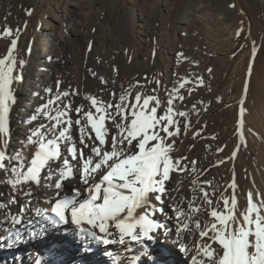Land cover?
<instances>
[{
  "label": "bare ground",
  "instance_id": "1",
  "mask_svg": "<svg viewBox=\"0 0 264 264\" xmlns=\"http://www.w3.org/2000/svg\"><path fill=\"white\" fill-rule=\"evenodd\" d=\"M85 1H88V4H85ZM28 5L30 7L26 8ZM28 10H31L30 15L26 14ZM242 17L244 16L239 11L232 10L226 14H210L201 4L188 2L171 24V31L183 40L188 35L195 50H201L202 63L207 54L217 55L216 59L214 58L216 61L223 55V46L233 44L240 29L238 21ZM115 23L120 24V29ZM34 24L35 37L30 39ZM145 24L143 15L138 16L136 9L122 6L114 0H0V33L6 27L11 28L14 33L9 37L0 35V59L8 54L11 40L17 39L13 52L16 57L13 76L22 75V79L14 81L12 85L15 103L10 109L11 136L8 152L15 154L19 151L26 159L31 158L35 148L25 150L27 137L32 129L44 122L42 118L33 120L32 117L36 114L37 107L44 103L48 96L45 89H52V94L56 93L57 81L61 82V90L78 91L79 95L70 97L73 106L82 104L86 110L90 107L85 99L86 95L96 96L106 103L118 101L119 94L125 89H130L132 95L129 99L132 101L136 92L144 96H148L149 92L153 96L160 95L161 86L156 76H153L157 72L158 64L139 50L140 36ZM253 27L251 30L255 31ZM259 32L264 33V22L259 24ZM163 51L168 53V60L164 61L165 70L160 80L164 88L159 96L161 105L158 114L161 115L167 109L169 91L177 78L174 73L177 60L172 59L173 48L166 45ZM249 59L251 60V57ZM20 60L25 62L22 67ZM247 63L249 64L248 61ZM195 64L198 66V63ZM238 66L240 68V65ZM261 68L264 71V64ZM247 75L248 73L242 75L243 82ZM101 78L107 83H102ZM245 85L239 89L241 95L246 93ZM191 104L192 100L188 99L187 107L184 104H177L175 107L177 112L183 111L187 115L174 117L180 122V131L175 137L168 138L173 147L170 155L173 160H181V167L185 170L170 173V179L166 182L167 192L162 202H156L154 197L152 198V203L157 209L154 218L162 224L161 228L150 234L155 236V239L145 240L143 245L135 242L130 244L128 238L124 245H105L77 233L76 227L70 223V215L69 223L55 226L39 220L35 210L46 209L50 214L51 204L57 199L55 179L51 181V187L42 179L39 186L36 182H31L24 184L22 190H18L20 186L14 188L9 183L14 177L0 170V264H37V261H40V264H147L143 262V258L150 252L152 241L159 244L155 246V252L162 259L166 257L172 264L181 255L182 259L193 264L191 256H199L195 244L196 241H201L202 235L197 229L193 231L183 227L189 223L187 213L185 214L186 206L189 202L196 204L197 207L192 211L193 216L203 215L202 201L204 191L208 190L205 180L211 172V167L204 161L199 163V166L193 163L203 154L200 150L203 129L199 128L200 126H190L193 121L188 106ZM175 108L173 107L174 112ZM71 115L73 119L76 118L74 112ZM185 123H188L189 127L185 128ZM111 131L115 132V129L112 128ZM73 136L79 146L75 128ZM108 139L109 144L106 147L110 149L111 137ZM84 151L86 155L89 154V149ZM65 158L69 159L70 165L78 167L77 162L72 161L67 154L66 148H63L62 157L58 163L53 164V168L62 169ZM58 176L59 173L57 178ZM184 181L194 182L195 185L192 189L186 188ZM83 187L77 173L75 177L63 182L59 190L61 198L70 195L73 188L83 190ZM13 198L16 202H12ZM22 206L30 210L22 212ZM177 209L181 211V217H177ZM15 219H21V223L16 224ZM110 231L115 232L114 227H111ZM115 239L118 241V234ZM180 245H184L186 250L181 251ZM169 261H164V264Z\"/></svg>",
  "mask_w": 264,
  "mask_h": 264
},
{
  "label": "snow or ice",
  "instance_id": "2",
  "mask_svg": "<svg viewBox=\"0 0 264 264\" xmlns=\"http://www.w3.org/2000/svg\"><path fill=\"white\" fill-rule=\"evenodd\" d=\"M26 14L30 15L31 10ZM16 31L18 33L19 29ZM13 34V30L7 27L0 33L3 37ZM16 46L17 39H12L8 54L0 59V170L14 177L9 183L14 188L20 186L18 190H22L26 183L36 182L39 186L42 179L51 187V181L55 179L57 199L51 204L50 214L46 209L35 210L39 220L53 226L69 223L70 215V223L76 227L77 233L105 245H124L126 238L130 244L135 242L143 245L145 240L155 239L150 234L161 228L162 224L154 218L157 209L152 198L162 202L170 173L185 170L181 167V160L172 159L170 154L173 147L168 138L175 137L180 131V122L174 117H186L187 114L183 111L174 112L172 99L168 100L166 111L162 115L158 114L161 102L157 97L136 92L132 101L129 99L132 95L130 89L122 91L115 102L106 103L96 96L86 95L90 107L87 110L82 104L74 107L70 97L79 95V92L61 90V82L57 81L56 93L52 94V89L46 88L48 96L32 117L33 120L39 117L44 121L32 129L27 137L25 150L34 147L33 155L26 159L19 151L11 154L8 152L10 109L15 103L12 85L14 81L22 79V75L13 76L16 67L13 52ZM91 47L90 42L89 51ZM19 63L22 67L25 62L20 60ZM93 75L96 74L93 72ZM101 81L107 83L103 78ZM185 83L181 81L179 88H183ZM173 92L176 98L183 100L178 88H174ZM73 112L76 114L75 119L71 115ZM184 126L187 128L189 124L185 123ZM74 128L79 137V146L73 136ZM112 128L115 132L111 131ZM109 136L110 149L106 147ZM63 148H66L67 154L72 161L77 162L78 167L70 165L69 159L65 158L62 169L53 168V164L62 157ZM84 149H89V154L86 155ZM77 173L83 190L73 188L70 195L61 198L59 190L63 182ZM205 199H208L207 195ZM12 202H16L14 198ZM224 203L227 209V199ZM235 204L233 198V207ZM29 210L22 206V212ZM253 211H256L254 220L250 216ZM248 213L244 215L247 227L240 225L233 229L227 221H234L235 217L211 211V216L219 222L220 227L213 224L209 230L214 232L222 255L219 251L210 250L208 245H201L207 264H264V218L254 206L251 194ZM176 215L181 217L179 209ZM15 223L20 224L21 219H15ZM111 227H114L115 232L110 231ZM117 234L118 241L115 239ZM250 236L257 240V256L254 260L249 256L252 245ZM180 249L186 250L184 245H180ZM191 259L193 264H205L198 255H192Z\"/></svg>",
  "mask_w": 264,
  "mask_h": 264
},
{
  "label": "rangeland",
  "instance_id": "3",
  "mask_svg": "<svg viewBox=\"0 0 264 264\" xmlns=\"http://www.w3.org/2000/svg\"><path fill=\"white\" fill-rule=\"evenodd\" d=\"M114 1L122 6L136 9L137 15L142 14L146 21L140 36L139 50L141 53L144 52V55L147 54V58H152L158 64L157 72L155 71L157 75L153 74V76H156L155 78L161 86L160 95L164 90L160 82L165 70L164 61L168 60V53H164L163 49L166 45L171 49L173 48L174 57L172 59L177 60L176 67L174 66V73L177 78L175 77L174 85L169 91V95L171 94L169 99L173 100L172 107L174 108L177 104L186 106L187 100H192L193 104L188 106V110L194 124L191 123L190 126H200L199 128L203 129L205 136L203 134L201 136L200 150L204 156L201 154V157L196 159L194 164L199 166V163L207 162L210 164V171L212 172L208 174L209 176L205 180L208 190L204 191L202 201L205 210L202 211L204 216H193L192 211L197 206L190 204V202L186 206L185 214L187 213L189 221L187 229L190 228L193 231L197 229L200 233L203 231L206 233L202 235L201 241H196L195 245L197 249H200L199 256L207 263V257L203 256L201 245H208L210 250L219 251L222 255L221 246L214 239V232L209 231L213 224L220 227L219 222L211 216V211L216 210L224 215L235 217L234 221H227L230 228L235 229L240 225L247 227L244 215H249V194H251L254 206L259 210L260 216L264 218V71L261 68L264 64V33L259 32L260 36L258 33L259 24L264 22V0ZM188 2L201 4L204 10L210 14H226L232 10L239 11L245 17L239 19V32L236 34L233 44L223 46L222 54L225 56L220 55L219 60L214 61L217 55L207 54L204 63H202V55H200L202 52L198 48L195 50V46H192L188 35L183 40L171 31V24ZM85 4H88V1H85ZM29 7V5L26 6V8ZM245 20L247 26L244 25ZM115 26L120 29V24L115 23ZM252 26H254L255 31L251 30ZM35 28L34 24L29 35L30 39L35 37ZM248 56L251 57V60ZM195 63L202 67L196 66ZM222 65L225 66L222 67ZM240 71L241 75L239 74ZM229 72L230 74H228ZM247 73V79H244L243 82L241 77ZM181 81L187 82L183 88H179ZM244 84H246L247 90L245 94L241 95L239 89ZM174 88H178L179 96H182L183 100L176 98V93L173 92ZM148 94L153 96L151 92ZM160 95H155V97L159 99ZM168 100L166 101L167 107L169 106ZM175 110L178 111L176 108ZM194 185V182L184 181L186 188L192 189ZM205 195H207V200ZM233 198L236 201L235 207L232 205ZM225 199L228 201L227 209L224 203ZM250 216L254 220L256 211H253ZM252 230H255L254 224ZM249 239L252 241L249 256L254 260L257 256V240L254 236H250ZM156 243L157 241H152L150 252L147 253L146 258H143V262L164 264V261H169L166 257L162 259L156 254L155 246L159 245ZM178 258L172 264H189L182 259L181 255ZM170 262L168 264H171Z\"/></svg>",
  "mask_w": 264,
  "mask_h": 264
}]
</instances>
